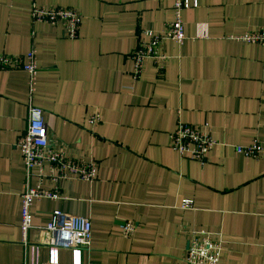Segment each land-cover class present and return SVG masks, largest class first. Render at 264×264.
<instances>
[{
  "label": "crops",
  "instance_id": "0c3cea01",
  "mask_svg": "<svg viewBox=\"0 0 264 264\" xmlns=\"http://www.w3.org/2000/svg\"><path fill=\"white\" fill-rule=\"evenodd\" d=\"M173 4L0 0V54L36 50L33 99L55 148L98 163L93 183L66 180L60 199L35 201L33 223L46 225L56 209L90 218L83 264H187L193 231L223 239L221 264H264V155L235 149L255 139L264 145V46L239 39L264 27V0H199L184 11L185 43L167 42L163 72L148 59L135 80L132 53L144 30H165ZM35 5L76 9L78 37H66L60 23L33 22ZM29 97L25 70H0V264H25L26 168L17 143ZM93 114L99 123L89 121ZM179 120L208 124L219 142L205 165L170 147ZM184 199L194 207L183 209ZM127 221L136 225L132 237L123 232ZM29 236L47 262L46 233L36 228ZM59 264H75L72 250L60 249Z\"/></svg>",
  "mask_w": 264,
  "mask_h": 264
},
{
  "label": "built area",
  "instance_id": "2783aa9c",
  "mask_svg": "<svg viewBox=\"0 0 264 264\" xmlns=\"http://www.w3.org/2000/svg\"><path fill=\"white\" fill-rule=\"evenodd\" d=\"M199 0H174V18L169 21L163 32L144 30L138 46L132 53L135 80L139 79L145 62L151 59L158 72H163L170 59L166 50L169 41L181 47L186 39L184 11L197 7ZM33 22L62 24L66 37L75 39L79 35L82 15L71 7H40L32 8ZM239 39L245 43H258L264 46V27L246 31ZM23 69L28 74L30 97L28 102V127L18 140V147L26 168L25 191L22 193V242L25 245V264H59L60 249H70L74 255L75 264H83L82 253L92 247V222L85 216L54 210L50 221L44 226L33 223L32 206L35 201L42 199L58 200L62 197L61 184L66 180L78 179L93 183L98 175V163L95 159L72 157L65 150L55 148V142L49 136L44 110L34 103V92L40 72L37 53L32 48L26 56L0 54V70ZM89 121L93 124L100 122L98 114L91 115ZM219 142L214 138L209 125L195 126L179 120L176 129L170 134V147L176 150L181 158L195 160L205 165L209 152ZM237 153L260 159L264 155V145L255 139L249 145H236ZM38 184L33 185V179ZM48 179L50 187H44ZM183 209H192L194 201L184 199ZM40 229L46 233L44 244L49 248V260L41 261L38 242L30 241V231ZM136 230L133 221L123 225L126 237H132ZM223 239L201 231H193L190 237L187 264H221Z\"/></svg>",
  "mask_w": 264,
  "mask_h": 264
}]
</instances>
